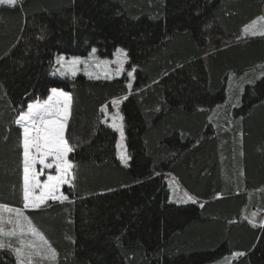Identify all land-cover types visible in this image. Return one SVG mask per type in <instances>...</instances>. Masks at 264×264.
Here are the masks:
<instances>
[{
  "label": "trees",
  "instance_id": "trees-1",
  "mask_svg": "<svg viewBox=\"0 0 264 264\" xmlns=\"http://www.w3.org/2000/svg\"><path fill=\"white\" fill-rule=\"evenodd\" d=\"M260 17L264 0L0 5V204L23 208L15 121L53 88L71 98L68 199L24 210L53 264H264V220L247 221L251 208L264 213V36L240 38ZM118 48L135 68L131 89L125 77L51 75L57 54L109 58ZM122 96L127 164L101 112ZM167 176L190 203L169 202ZM0 264H14L12 253L0 251Z\"/></svg>",
  "mask_w": 264,
  "mask_h": 264
},
{
  "label": "snow or ice",
  "instance_id": "snow-or-ice-1",
  "mask_svg": "<svg viewBox=\"0 0 264 264\" xmlns=\"http://www.w3.org/2000/svg\"><path fill=\"white\" fill-rule=\"evenodd\" d=\"M15 3L16 0H0V5L14 6ZM243 31L245 35L264 36V26L258 30L256 21L245 26ZM80 63L81 61L76 58L67 62L64 57H59L57 60V64H60L62 68L66 64L67 70L71 71L73 75H75V66ZM60 75H65V71H61ZM119 103L120 101L117 99L112 101L113 105ZM70 104L71 98L67 93L53 88L51 95L46 100L28 104L27 111L22 112L15 121L23 129V208L0 204V248L11 247V244L5 243L4 238L9 240L16 238L20 245L18 248H13L17 264H32L33 256L49 260H54L57 256L47 239L25 215L24 210L38 209L48 200L63 202L68 199L67 196L60 193L61 187L66 184L70 185L74 179L72 171L74 164L68 159L73 147L65 138V126L69 119ZM120 119L122 120V117ZM113 127L116 125L114 124ZM117 148H120L119 144H117ZM119 158L122 162L126 160L123 155H120ZM37 164L41 165L40 171L36 170ZM46 169H54L55 174H48L47 178L41 181L40 176ZM37 190H39L38 195L36 194ZM5 213L9 215L6 217ZM6 225H11V227L6 229ZM29 234L32 239H26ZM42 249H44L43 252ZM233 255H243V253H234Z\"/></svg>",
  "mask_w": 264,
  "mask_h": 264
},
{
  "label": "rangeland",
  "instance_id": "rangeland-1",
  "mask_svg": "<svg viewBox=\"0 0 264 264\" xmlns=\"http://www.w3.org/2000/svg\"><path fill=\"white\" fill-rule=\"evenodd\" d=\"M19 0H16V3ZM264 18V17H260ZM256 19V28L259 30L261 26H264V19ZM252 23V22H251ZM250 23V24H251ZM249 25V24H248ZM245 28V27H244ZM244 28L242 29L240 33L241 37H249V38H258L263 37L261 35H245L244 34ZM59 57H64L65 62L71 59H79L81 61L80 64L75 66V75L72 74L71 71L67 70V65L65 64V67L62 68L60 64H57V60ZM61 71H65V75H60ZM129 73H131V76H129ZM134 73L135 68H129L128 67V57L127 53L123 49H116L111 57L109 58H101L97 51L93 52V49H91L86 55L84 56H67L64 54H57L54 57L53 65L51 68V75L52 77H55L60 80L64 79H72L78 75L83 76L90 80H115L125 77L127 80V86L129 89H131L133 83H134ZM131 85V87H129ZM127 98V96H122L120 98H116L120 101L119 104L113 105L111 100L109 103L104 105L102 109H105V111H102V122L103 124L107 125L112 131L116 134V154L118 160L122 164H127L128 154H127V148L125 143V135H124V129H123V123L120 117H122L120 108L123 103V101ZM229 104V103H228ZM223 106V105H222ZM225 107V106H224ZM223 107V108H224ZM115 118V119H114ZM116 125V127H113V125ZM122 132V134H121ZM117 144L120 145V148H117ZM120 155H123L126 157V160L124 162L121 161L119 158ZM165 183L167 185L168 191H169V202L174 204H185L190 203L191 199L190 197L183 191V189L180 187V185L170 176L165 177ZM9 214L5 213V216L7 217ZM264 220V213L258 209H250L247 214V221L249 223H252L253 225L260 226L263 223ZM251 221V222H250ZM33 224V223H32ZM6 229L10 228L11 225H6ZM41 233V232H40ZM6 244H11V247H4L0 248V251L7 250L12 253L14 257V264H17V258L16 254L13 251V248L20 247L18 241L16 238H12L9 240L8 238H4ZM26 239H32L31 235L29 234ZM52 248V247H51ZM53 249V248H52ZM44 249H42V252ZM57 258V256H56ZM56 258L54 260L49 259H41L39 256H33L32 257V264H53L55 262ZM233 260V257L231 258H223L221 260L215 261L213 263L209 264H228L230 261Z\"/></svg>",
  "mask_w": 264,
  "mask_h": 264
},
{
  "label": "bare ground",
  "instance_id": "bare-ground-1",
  "mask_svg": "<svg viewBox=\"0 0 264 264\" xmlns=\"http://www.w3.org/2000/svg\"><path fill=\"white\" fill-rule=\"evenodd\" d=\"M227 100V99H226Z\"/></svg>",
  "mask_w": 264,
  "mask_h": 264
}]
</instances>
